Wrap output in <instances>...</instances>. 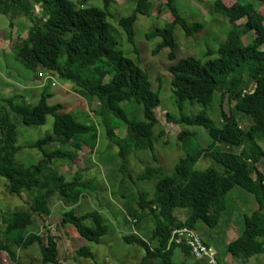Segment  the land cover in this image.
<instances>
[{
	"label": "trees",
	"instance_id": "16d2710c",
	"mask_svg": "<svg viewBox=\"0 0 264 264\" xmlns=\"http://www.w3.org/2000/svg\"><path fill=\"white\" fill-rule=\"evenodd\" d=\"M115 1L104 0V8L99 9L81 8L71 0H0V11L12 18V28L15 26L13 21L19 17L31 22L27 39L14 49L25 67L36 74L38 69H43L45 73L71 82L85 100L97 104L94 115L100 119L110 143L119 149L121 172L126 174L128 158L133 152L155 151V131L160 124L156 112L161 105L162 87L155 90L152 75L120 51L108 22ZM151 1L140 0L133 14L119 22L135 53H138L135 25L139 16L150 15ZM257 1L264 4V0ZM36 7L41 9L40 17L35 15ZM166 9L175 20L147 34L146 38L148 41L160 40L154 55L169 51L168 71L172 77L175 105L183 111L186 103L199 104L203 110L194 116L182 115L180 119L167 115L169 123L186 128L178 137L185 157L179 161L172 176L162 168L149 170L142 176V180H157L155 196L149 200L146 194L140 195L139 210L131 212V216L140 227L146 214H150L154 229L148 240L132 234L125 236L123 241L145 250L146 255L139 264H176L178 252L187 260L191 259L188 245L171 244L172 231L184 226L196 230L199 223L212 229L218 227L227 212L229 194L241 188L253 195L257 208L260 207L245 217L242 235L227 249L234 260L245 264L264 255V173L258 168L264 158V151L258 144L264 141V20L247 0L238 1L232 9L221 0L215 2L217 14L234 20L246 17L245 29L254 33V37L245 41L243 28L234 26L220 46L218 57L204 61L179 57L175 37L177 27L183 29L187 37H194L204 27L199 23L190 25L180 15L177 0H168ZM214 55L215 52L209 50L206 58ZM218 92L236 102V110L252 119L249 129H242L234 114L227 115L224 111L221 128L212 121L208 111ZM52 97L47 87L34 106L22 98L20 101L19 97H0V178L8 181L11 195H32L29 211L3 217L6 228L2 232L0 252L7 253L16 263V249L26 251L38 243L42 264H60L56 238L49 236L45 242L30 232L36 217H52V204L57 197L72 207L64 213L62 227H74L82 239L96 245L103 244L110 233L99 212L78 215L75 208L85 196L95 193L93 181L85 183L80 170L67 181L57 171L47 168L54 161L75 162L84 148L94 152L99 140L94 125L80 123L63 105H50ZM124 104L139 110L141 107L142 119L127 114ZM12 114L28 127L44 126L48 117L54 118L53 132L29 146L42 154V164L26 168L16 163L22 148ZM121 128L127 130L124 139L115 134ZM188 128L206 130L211 142L203 147L197 134ZM53 145L58 148L48 150ZM201 160H209L221 170L215 167L202 172L195 170ZM179 210L186 213V218L180 219L176 215ZM89 221L92 227L86 225ZM77 255L95 260L86 247Z\"/></svg>",
	"mask_w": 264,
	"mask_h": 264
},
{
	"label": "rangeland",
	"instance_id": "374dc122",
	"mask_svg": "<svg viewBox=\"0 0 264 264\" xmlns=\"http://www.w3.org/2000/svg\"><path fill=\"white\" fill-rule=\"evenodd\" d=\"M71 1L76 2L81 8H104V0ZM139 1L116 0L110 8L111 15L108 22L124 56L133 60L138 66L152 75L155 90L160 89V86L162 87L160 90L161 105L156 112L160 124L155 131L154 153L148 150L138 153L133 152L128 158L126 174L121 172L122 161L119 158V149L110 143L104 126L101 124L100 119L94 115V112L98 109L97 104H90L87 100L78 98V94L73 93V95L71 92H69V95L66 94L65 89L67 88L65 86L70 85L71 82L61 80L57 75H50V78L47 79L43 69H38L36 74L25 67L18 60L14 49L27 39L31 22L27 18L19 17L13 21L15 26L12 28V18L2 15L0 11V97H19L20 101L22 98L28 104L34 106L38 104L45 87H47V90L53 95L49 100L50 105L60 104L65 106L66 111L72 113L80 123L90 126L94 125L99 134L98 147L94 152L84 148L78 153V159L73 163L54 161L52 164L47 165V168L57 171L67 181H71L79 170L82 172V180L85 183L93 181L96 185V191L92 196H85L75 207L77 214L85 215L99 212L110 230L109 235L103 240L101 245L82 239L74 227L70 225L61 226L64 213L72 207L59 197L54 199L52 217H36L30 232L31 234L39 235L45 242H47L49 236L56 238L59 246L60 264H139L143 260L146 255L145 250L136 245H127L123 241L125 236L132 234H137L148 240L154 229V221L150 214H146L140 227L136 226L131 216V212L139 210L137 201L140 195L146 194L149 200L155 196L157 180H142V176L149 170L156 171L158 168H162L167 175L172 176L179 161L185 157V153L179 145L178 137L186 128L169 123L167 115L171 114L180 119L182 115L194 116L203 110V107L199 104L186 103L183 111H180L175 105L171 85L172 77L168 71L170 61L167 55L169 51L164 50L159 55H154L160 40L148 41L146 38L147 34L159 28H164L166 24L175 20L171 12L166 9L168 0H152L149 3L151 6L150 15L139 16L135 25V42L138 53H135L134 48L128 43L127 36L119 22L121 19L133 14ZM217 1L177 0L180 15L190 25L199 23L204 27L194 37H187L183 29L180 27L176 28L175 37L178 44L179 57H195L204 61L217 58L220 46L226 41L229 31L234 26L243 28L242 37L245 41L248 42L253 39L254 33L245 29L247 18L234 20L217 14L214 9V3ZM221 1L226 7L232 9L240 0ZM247 2L255 6L257 12L264 20V4L259 3L257 0H247ZM35 15L39 17L42 15L40 7L35 8ZM209 50L215 52V55L206 58ZM159 79H161V82H158ZM54 84L55 86H53ZM40 85L42 86L40 87ZM78 89L82 90V88ZM123 108L127 114L142 119L141 107V115L140 110L136 107L124 104ZM223 111L227 115L233 113L244 130L249 129L253 124L250 117L236 110V102H231L228 96L222 97V93L218 92L208 114L220 128L223 123ZM12 120L17 126L19 146L22 148L16 156V163L26 168L42 164V154L29 148V146L53 132L54 118L48 117L46 124L40 127L25 126L21 119L13 114ZM189 130L197 134L203 147H207L211 142L206 130L202 128H191ZM115 134L120 139H124L127 136V130L126 128H121ZM258 144L264 151V141H259ZM57 148V145H53L48 150L52 151ZM68 150L73 151V148L68 147ZM224 151L229 150L224 148ZM231 152H235V150H231ZM211 167L221 170L209 160L198 162L195 170L202 172ZM258 168L264 173V158ZM31 200L32 195L29 193H24L20 197L11 195L8 181L0 178V240H3L2 232L6 228L3 223V217L14 212L29 211ZM256 207L257 204L253 195L241 188H236L227 198V212L218 227L212 229L203 223L197 225V233L219 252L221 263H223L222 257H224L221 252L226 251V241L223 242L219 238L221 243H217L214 235L219 234L221 235L220 237L227 238L230 225L238 222L242 226L244 218L250 216L256 210ZM176 215L180 219H184L187 216L186 213L180 210L177 211ZM86 225L89 227L93 226L90 221ZM212 237L213 239H211ZM227 240L233 239L230 237ZM83 247L88 248L94 254L95 260L78 257L77 252ZM16 253L17 263L13 262L7 253L0 252V263L42 264L41 245L38 243L26 251L16 249ZM263 256L258 257L260 261ZM175 261L176 264H192V260H187L180 253H177Z\"/></svg>",
	"mask_w": 264,
	"mask_h": 264
},
{
	"label": "built area",
	"instance_id": "2783aa9c",
	"mask_svg": "<svg viewBox=\"0 0 264 264\" xmlns=\"http://www.w3.org/2000/svg\"><path fill=\"white\" fill-rule=\"evenodd\" d=\"M45 78L49 79L50 74L47 73ZM171 244L178 246L183 244L188 245L196 261H206L208 264H221L219 252L206 243L196 230L187 226L175 228L172 231Z\"/></svg>",
	"mask_w": 264,
	"mask_h": 264
},
{
	"label": "crops",
	"instance_id": "0c3cea01",
	"mask_svg": "<svg viewBox=\"0 0 264 264\" xmlns=\"http://www.w3.org/2000/svg\"><path fill=\"white\" fill-rule=\"evenodd\" d=\"M45 73V72H44ZM47 74V73H46ZM51 75V74H50ZM54 82V81H53ZM42 85H40V87H41ZM53 86H55V84L53 85ZM65 88H67V89H65L66 90V94H68L69 95V92H71V94H78V98H83L79 93H76V86L74 85V84H70V85H66L65 86ZM73 94V95H74ZM82 100H85L84 98L82 99ZM260 170V169H259ZM260 208V207H259ZM259 208H255L256 210H258ZM255 210V211H256ZM199 225V224H198ZM244 229H245V218H244V223H243V225L241 226V223H240V225H239V223L237 222V223H232L231 225H230V228L228 229L229 230V234L227 235V238H230L231 237V239H233V240H227V238H223V237H220L221 235H219V234H216V235H214V238L216 239V242L217 243H219L220 242V240H219V238L220 239H222L223 240V242H225L226 241V251L224 252H221V254L224 256V257H222L223 258V263H221V264H243L242 262H239V261H236V260H234L233 258H232V256L228 253V251H227V249H228V246L233 242V241H235V240H237L242 234L241 233H243V231H244ZM211 239H213V237L211 238ZM204 240V239H203ZM206 243H208L206 240H204ZM213 241V240H212ZM212 243V242H211ZM221 243V242H220ZM209 244V243H208ZM209 245H211V244H209ZM213 245H215V244H213ZM212 246V245H211ZM212 247H214V246H212ZM180 252H178V254H179ZM225 253V254H224ZM182 256H184L182 253H180ZM262 256V255H261ZM258 257H260V256H258ZM258 257H254V258H252L251 260H249L248 262H246L245 264H264V261H263V259H264V256L262 257V259H261V261H260V258H258ZM190 260H192V264H208V263H206V262H199V261H196L194 258H191ZM239 262V263H238Z\"/></svg>",
	"mask_w": 264,
	"mask_h": 264
}]
</instances>
